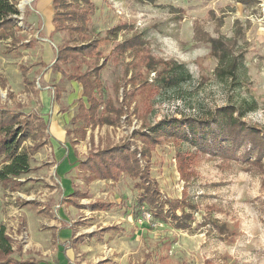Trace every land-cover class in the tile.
I'll return each instance as SVG.
<instances>
[{"label": "rangeland", "instance_id": "1", "mask_svg": "<svg viewBox=\"0 0 264 264\" xmlns=\"http://www.w3.org/2000/svg\"><path fill=\"white\" fill-rule=\"evenodd\" d=\"M92 2L96 12L91 16L89 30L92 39H110L101 47L105 55L118 43L140 34L147 41L151 55L186 66V79L164 90L155 100L152 123L165 116L203 118L216 108L232 104L250 110L244 120L264 128V0ZM16 4L20 11V15L15 16L17 26L11 35L0 39V78L7 82L4 88L0 80V106L16 109L21 104V111L32 120L34 131L24 143L29 158L28 172L19 178L0 179V226L4 223L1 218L4 207L26 206L32 201L50 208L61 204L52 195L48 201H40L43 189L47 188L48 172L54 177L57 171L52 169L56 163L49 162L53 156L51 136L48 129L41 126L45 103L49 109L59 106L64 128L72 132L67 141L75 149L78 160L88 156L91 138L96 146L114 145L129 138L142 124L132 115V107L130 122L123 120L115 127L90 128L86 140L80 139L74 131L79 125H73L71 119L77 113L82 87L52 68L57 47L69 39V35L47 33L50 7L45 6L44 10L40 7L46 0H40L37 10L46 29L43 36L27 22L34 8L33 0H20ZM121 24L130 28L121 31L116 38L110 36V29ZM209 38L223 40L229 46L233 53L230 62L237 60L233 75L221 73L224 68L229 70L231 63H220V58L212 53ZM132 56L134 54L128 52L119 65L110 61L101 71L104 102L112 99L119 106L118 100L130 89L127 85L130 77L126 78L125 70ZM24 69L28 78L35 81L36 90L44 93L43 97L25 89ZM149 78L153 81L156 73H151ZM117 85L121 86L119 94L115 91ZM56 91L60 93L59 100ZM44 140L47 146L38 152L31 151ZM181 148L195 150L188 143H183ZM19 152L22 154L23 149ZM175 157L176 147L172 142L158 146L150 159L151 177L156 180L163 200H180L184 191L187 192L189 202L195 206L193 211L186 207L193 213L187 229H178L171 220L165 221L153 214L149 206H141L138 201L141 189L137 187L140 181L129 175H123L118 182L85 185L83 172L78 168L69 172L74 190L89 194L72 213L64 211L75 234L83 236L71 264H142L143 261L159 264L161 258L166 264H264V167L202 154L194 166L195 176L185 185ZM9 164L11 162L5 163L0 157L1 174ZM53 182L56 185L52 187L58 188L60 194V184ZM20 188L25 195L12 194ZM98 200L113 207L108 211H92L91 204ZM31 207L36 212L40 209Z\"/></svg>", "mask_w": 264, "mask_h": 264}, {"label": "trees", "instance_id": "2", "mask_svg": "<svg viewBox=\"0 0 264 264\" xmlns=\"http://www.w3.org/2000/svg\"><path fill=\"white\" fill-rule=\"evenodd\" d=\"M18 1L20 0H0V39L11 35L17 25L15 16L20 15L16 8ZM138 1L155 4L159 0ZM52 6L54 32L69 35V39L57 47L56 61L52 68L64 78L79 83L83 89L82 97L78 100L77 113L72 119V124L79 125L75 129L79 137L85 138L90 127H115L123 120L130 122L129 113L132 107V115L142 123L139 129L133 130L129 138L118 144L96 147L92 140L89 155L79 162V169L85 173L87 184L95 180L117 182L123 174H127L140 181L137 187L141 189L138 200L141 206H149L154 211L153 214L165 221L171 220L178 229H187L193 213L188 212L186 207L191 211L195 209L194 204L188 200L187 192L184 191L180 200H163L156 180L151 177L150 159L158 146L172 142L176 147V166L185 185L195 176L194 166L202 154L219 155L223 159H236L253 167H264V128L244 120L250 110L229 104L212 110L203 118L165 116L152 123L155 100L164 90L186 79V66L151 55L146 47L147 41L140 34L118 43L110 54L105 55L101 47L110 39H92L89 30L91 16L96 12L92 0H52ZM128 28L129 25H117L110 29L109 35L116 38L121 31ZM207 41L213 55L220 58V63L230 62L233 53L225 41L214 38ZM128 52L134 54L125 70L126 78L130 77L127 85L131 87L124 92L123 99L118 100L119 106L112 99L104 102L101 71L110 61L119 65ZM236 61L234 58L230 62V69L224 68L220 70L221 73L233 75ZM153 72L156 73V78L149 81ZM22 76L26 90L38 93L35 81L28 78L25 69L22 70ZM0 80L1 86L5 88L6 80ZM120 88V85L115 87L117 94ZM55 95L57 100L61 98L59 92L56 91ZM21 109V104L16 109L0 106V157L4 158L5 163L11 162L6 166V171L0 173L1 180H7L9 176L19 178L29 170L28 151L24 148V143L32 136L34 128L32 120ZM21 117L24 119L20 120ZM41 126L46 128L43 122ZM68 133L71 134L70 131ZM183 143L190 144L195 150L183 151ZM45 144L46 142H39L31 151L36 152ZM20 149H23L22 154ZM88 195L75 191L70 203L79 207V200L88 198ZM90 207L94 211H106L113 205L96 201ZM79 241L80 237L76 239V242ZM13 243L14 240L5 233V228H1L0 264L40 263L33 258L11 256L15 252L12 250ZM17 251L21 253L22 247L18 246ZM165 262L161 258L159 264H166ZM142 264H146V261Z\"/></svg>", "mask_w": 264, "mask_h": 264}, {"label": "crops", "instance_id": "3", "mask_svg": "<svg viewBox=\"0 0 264 264\" xmlns=\"http://www.w3.org/2000/svg\"><path fill=\"white\" fill-rule=\"evenodd\" d=\"M33 3H34L33 4L34 8H31L32 11L29 12L28 14L27 22L30 24L31 28H35L38 30L37 32L39 35L41 34L43 36V33L45 34L44 30L46 29L43 23L41 22V20L37 16L39 14L37 10L40 5V0H33ZM45 6L50 7V10L48 11V15H47L48 23L46 24V28H47V33L49 32L52 35V33H55L54 32L55 28L53 24L54 10L52 6V0H46V4L44 6L40 5V7L43 10ZM37 91L38 93L35 94L32 93V94L34 95L40 94V96L42 97L44 96V93L41 90H37ZM44 105L45 107L43 109V113L45 116H42L43 117L42 122L45 123L46 129H48V132L51 136L50 145H52V147H50V149L53 153L52 160H50L49 162L56 163V165L53 166L52 169L56 168L57 171L55 172L54 177L53 175H49L48 172L49 180L45 179L47 183L46 185L47 188L43 189V193L40 196L41 197L40 201L42 202L46 200L48 201V198L52 195L55 199H58V201H60L61 204H57L54 207L50 208V206L42 207L39 203L37 202L35 203L34 201H32V202H28L26 206H21V207L10 206L9 208L4 207L2 208L3 214L1 215V218L4 221V223L1 224L0 229L5 228V233L14 240V243L12 245V250L15 252L13 255H11L13 257L16 258L19 257L21 259L33 258L39 260L40 261L39 264H71V260L75 256V253L77 252V244L81 243V241L83 240V236L82 235L77 236V234H75V231L71 228V224H69L70 220L68 219V216L65 215L66 214L65 212L72 213L73 209L79 208L81 206L80 204L79 207H76L72 203H70V200H72L73 198L72 195L74 194V192L80 190H74L72 180L71 178L68 177V174L72 170L75 171L76 168H78L77 170L81 171L79 169V162L83 160H78V158H76L75 149L71 146L70 142L67 141L69 136L72 134V132L71 134H69L68 130L64 128L65 120L62 117V113L60 111L59 106L57 105L50 106L51 108L49 109L46 103ZM108 127H113V126H108ZM97 128H102V127H97ZM75 129L76 128H74V131ZM86 138L87 136L85 138H80V139L86 140ZM92 140L94 141V139L91 138L90 144L92 143ZM43 142H46V144L43 147L48 145L47 140H44ZM43 147H41V149ZM96 147H101V146H96ZM123 175H127V174H123ZM85 178L83 180V183H85V185H91L92 183L95 182L112 181V180H95L87 184L85 182ZM53 180H56V183L60 184L61 186L60 194L57 193L58 188L52 187L56 185L53 182ZM46 190H48L49 193ZM4 191L9 192L6 190ZM27 193L29 194V192ZM12 194H18L19 196H23L25 195V192L20 188L18 190L16 189V191H13ZM80 201L81 200H79V202ZM98 201H102V200H98ZM31 206L34 207L36 206L37 208L40 209L36 212L35 209H33ZM53 208L54 210H52ZM10 217L15 219L12 221L8 220V218ZM8 222L10 224H7ZM7 227H12V229L11 228L9 229ZM106 229H110V228H106ZM79 237H80V241L76 242V239ZM88 237L91 238L92 233L89 234ZM18 246L22 247L21 253L17 251ZM80 247L82 249H86L85 245L83 246L81 245Z\"/></svg>", "mask_w": 264, "mask_h": 264}]
</instances>
